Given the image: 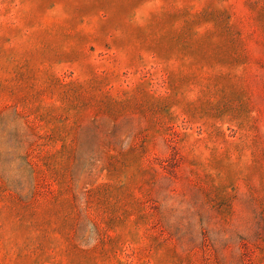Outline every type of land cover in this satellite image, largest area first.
Returning <instances> with one entry per match:
<instances>
[{"label":"rangeland","instance_id":"obj_1","mask_svg":"<svg viewBox=\"0 0 264 264\" xmlns=\"http://www.w3.org/2000/svg\"><path fill=\"white\" fill-rule=\"evenodd\" d=\"M0 264H264V0H0Z\"/></svg>","mask_w":264,"mask_h":264}]
</instances>
